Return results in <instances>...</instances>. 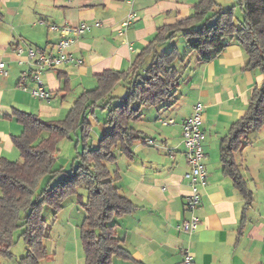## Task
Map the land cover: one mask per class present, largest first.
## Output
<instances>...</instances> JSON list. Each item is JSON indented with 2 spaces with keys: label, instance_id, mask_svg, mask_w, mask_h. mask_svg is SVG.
Returning a JSON list of instances; mask_svg holds the SVG:
<instances>
[{
  "label": "crops",
  "instance_id": "obj_1",
  "mask_svg": "<svg viewBox=\"0 0 264 264\" xmlns=\"http://www.w3.org/2000/svg\"><path fill=\"white\" fill-rule=\"evenodd\" d=\"M199 1L134 0L128 5L124 0H0V63L4 67L0 72V158L9 161L14 156L11 138L22 131L14 111L45 121L63 120L78 97L96 87L97 75L106 70L128 72L158 29L190 17ZM131 11L137 18L122 27ZM80 23L99 26H92L70 48L78 63L42 73L49 102L32 97L29 90L35 84L29 77L33 68L27 51H53L60 35L50 27ZM169 46V42L159 44L157 52ZM17 48L22 49L20 54ZM247 57L235 39H228L224 50L207 62H199L197 54L190 53L177 66L180 79L173 102L162 109H143L140 120L132 124L146 129L134 127L140 139L129 154L118 150L125 163L121 173L118 165L115 168L119 176L115 184L134 206L131 213L114 220L116 237L129 258H114L112 264H179L184 251L191 253L193 264H264V127L245 134L232 153L250 193L249 202L222 170L220 156L222 139L244 117L253 89L263 82L258 69L246 68ZM197 102L203 105L206 177L194 212L200 223L188 234L178 229L191 216L184 209L189 194L185 174L190 167L181 121L193 113ZM93 110L87 112L86 120ZM144 110L150 111L149 119ZM169 119L174 123L164 125Z\"/></svg>",
  "mask_w": 264,
  "mask_h": 264
},
{
  "label": "trees",
  "instance_id": "obj_2",
  "mask_svg": "<svg viewBox=\"0 0 264 264\" xmlns=\"http://www.w3.org/2000/svg\"><path fill=\"white\" fill-rule=\"evenodd\" d=\"M236 1L242 13L239 27L234 23L233 7L222 10L214 0H200L190 17L158 29L128 72L106 70L97 75L96 87L83 92L63 120L45 121L31 113L14 111L13 117L22 131L11 139L20 159L0 158L2 257H11L12 233L20 230L18 237L27 251L18 263L39 264L47 258L44 246L47 226L42 210L50 208L55 217L64 199L83 185L87 191V200L82 203L85 216L79 227L83 264H112L114 258L128 259L129 253L116 237L114 220L131 213L134 206L115 184L118 171L109 170L116 162L113 151L129 154L131 145L140 139L132 124L140 120L143 109H162L173 102L180 79L177 66L187 55L195 52L199 62L210 61L224 50L228 39H235L247 54L246 68H256L263 76L261 85L251 93L246 114L221 141L222 170L244 199L250 201V193L234 165L232 153L245 134L264 127V0ZM178 37L187 45L183 56L173 43ZM166 42L170 43L169 49L157 52L156 47ZM118 84L126 91L123 98L111 96ZM95 108L106 112L105 130L99 136L98 145L88 148L86 138L90 123L86 115ZM78 128L83 140L82 152L76 156L78 165L70 173H65L61 167L52 169L59 142L70 139V133ZM45 174L49 175V181L37 191V181ZM62 174L61 180L51 187V179Z\"/></svg>",
  "mask_w": 264,
  "mask_h": 264
},
{
  "label": "rangeland",
  "instance_id": "obj_3",
  "mask_svg": "<svg viewBox=\"0 0 264 264\" xmlns=\"http://www.w3.org/2000/svg\"><path fill=\"white\" fill-rule=\"evenodd\" d=\"M218 8L226 10L234 8V23L236 27L240 26L242 21V13L237 6L236 0H215ZM177 46L181 56L187 51V45L182 38H176L173 42ZM167 48H162L160 51H167ZM191 56H195L193 53ZM126 91L122 85L115 86L112 90L111 96L114 98H123ZM71 92L67 97V101L71 98ZM93 114L87 116L88 122L91 124L89 136L86 138L88 148H95L98 145L99 136L104 132L103 125L105 121V112L100 108H95ZM150 112V111H149ZM148 111L143 112L144 117L150 114ZM152 112V111H151ZM137 129H146L142 124L134 125ZM83 140L81 130L78 128L70 133V139H62L58 144V152L55 155L52 169L56 170L62 168L65 173H70L78 165L76 159L77 154L82 152ZM15 150V149H14ZM14 156H11L10 161H18L20 159L19 152L14 151ZM113 153L117 156L118 160L116 166H109L110 172L115 168L123 171L125 161H122L121 155L118 150ZM62 175H58L51 179L49 185L52 187L55 183L61 180ZM49 181V175L45 174L40 176L37 181V191L45 187ZM87 200V191L83 185L78 186L76 193L66 197L62 203V208L53 217L52 210L44 207L42 216L47 226L46 238L44 239V246L47 253V258L40 260L39 264H82L83 263V249L79 239V227L82 224L85 212L82 208V203ZM20 230H16L13 234L12 247L10 248L11 257H2L0 255V264H19L18 260L26 254L27 248L22 239L18 237Z\"/></svg>",
  "mask_w": 264,
  "mask_h": 264
},
{
  "label": "built area",
  "instance_id": "obj_4",
  "mask_svg": "<svg viewBox=\"0 0 264 264\" xmlns=\"http://www.w3.org/2000/svg\"><path fill=\"white\" fill-rule=\"evenodd\" d=\"M128 5H131L134 0H124ZM137 15L135 12H129L127 20L122 24V27H127L131 21L135 20ZM98 27L99 23L88 25L80 23L78 25L56 28L51 26V30H57L60 35V41L51 52H43L41 50L29 49L27 57L31 60L32 71L29 74L30 79L34 82V87L29 90L32 97L49 102L51 100L50 92L44 87L41 80V75L45 71H52L57 69L63 64L78 63L74 61L70 48L74 45L77 39L82 37L85 33L90 31L91 27ZM21 48H17V53L20 54ZM3 64L0 63V72L3 71ZM23 90H27L22 86ZM202 114L203 105L197 102L193 106V113L181 121L182 139L185 146V158L190 167L189 171L185 174V179L189 186V194L184 201V209L191 213V216L182 222L178 227L182 232H194L200 223V218L194 213L200 204V191L199 188L205 185L206 171L204 170L203 161L205 159L203 154L202 144L205 140V133L202 129ZM174 121L169 119L163 122L164 125L173 124ZM182 261L179 264H193V257L190 252L184 251L182 254Z\"/></svg>",
  "mask_w": 264,
  "mask_h": 264
}]
</instances>
